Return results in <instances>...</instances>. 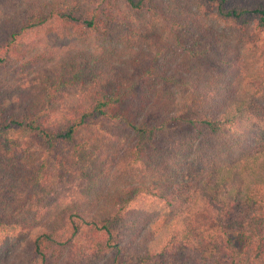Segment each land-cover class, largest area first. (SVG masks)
<instances>
[{
  "label": "trees",
  "instance_id": "16d2710c",
  "mask_svg": "<svg viewBox=\"0 0 264 264\" xmlns=\"http://www.w3.org/2000/svg\"><path fill=\"white\" fill-rule=\"evenodd\" d=\"M16 7L0 89L35 96L0 109V264H264V0Z\"/></svg>",
  "mask_w": 264,
  "mask_h": 264
},
{
  "label": "rangeland",
  "instance_id": "374dc122",
  "mask_svg": "<svg viewBox=\"0 0 264 264\" xmlns=\"http://www.w3.org/2000/svg\"><path fill=\"white\" fill-rule=\"evenodd\" d=\"M0 9H2L7 14H13L10 16L18 15L19 9L16 7V0H0ZM12 10V13H9ZM17 17V16H16ZM5 25V19L2 22V26ZM39 83V82H38ZM16 91V92H14ZM74 94V92L70 91ZM71 94H68L70 96ZM35 96V89L33 87L30 90H25L24 88H20L15 90L12 86H8L4 89H0V109L2 107H6L12 111L13 108L21 109L23 108L30 100ZM71 102V101H70ZM71 104V103H69ZM6 105V106H4ZM112 129L113 127L110 126ZM184 131L181 130L179 137L183 135ZM26 135V134H25ZM5 137H13V133H6ZM24 136V134H22ZM15 138V137H14ZM105 138H108L107 135ZM107 146H100V153L95 154L93 156V161L96 162L97 159L102 155L104 161H109L114 158L121 152L120 145L116 146L114 140L108 139ZM101 164V163H100ZM83 184V179L78 175H71L69 178L63 181H57L53 185L52 193L49 194L47 198L41 199L46 203H51L52 201H56L57 199H61L63 201H70L77 196L78 189ZM26 254V249L14 252L13 254L8 255L3 259L1 264H14L15 261L23 260V255ZM198 258L195 254L192 253H181L174 261L177 264H204V262Z\"/></svg>",
  "mask_w": 264,
  "mask_h": 264
}]
</instances>
